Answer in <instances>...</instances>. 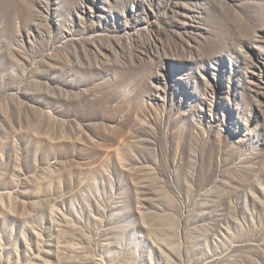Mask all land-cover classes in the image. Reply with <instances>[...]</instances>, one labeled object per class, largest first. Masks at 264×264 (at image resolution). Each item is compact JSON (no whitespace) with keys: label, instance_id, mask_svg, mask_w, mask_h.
I'll return each mask as SVG.
<instances>
[{"label":"rangeland","instance_id":"rangeland-1","mask_svg":"<svg viewBox=\"0 0 264 264\" xmlns=\"http://www.w3.org/2000/svg\"><path fill=\"white\" fill-rule=\"evenodd\" d=\"M0 264H264V0H0Z\"/></svg>","mask_w":264,"mask_h":264}]
</instances>
